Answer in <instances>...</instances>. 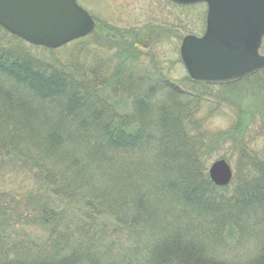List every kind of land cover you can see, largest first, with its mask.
Segmentation results:
<instances>
[{
  "label": "trees",
  "instance_id": "trees-1",
  "mask_svg": "<svg viewBox=\"0 0 264 264\" xmlns=\"http://www.w3.org/2000/svg\"><path fill=\"white\" fill-rule=\"evenodd\" d=\"M0 32L10 35L1 27ZM120 38L124 46L115 42L119 52L106 64L110 73L98 65L29 60L27 53L0 44V264H217L218 257L243 256L242 238L263 228L255 212L264 209V152L254 156L241 147L239 161H248L254 175L233 188L198 180L205 175L199 161L218 144L227 138L244 142L247 116L240 113L234 132L218 139L192 137L188 127H200L193 115L203 96L212 97L211 88L229 94L243 81L263 85L264 70L226 85L190 79L193 93H186L159 78L158 68L136 80L140 49ZM38 152L47 156L44 162ZM21 156L34 182L5 194L2 170L14 169ZM133 174L147 179L153 193L182 205L179 222L194 241L170 259L156 255L162 235L142 234L146 205L115 197L116 178L134 181ZM58 199L67 202L66 210L56 206ZM42 229L44 240L33 233ZM234 230L239 236L232 240L226 235Z\"/></svg>",
  "mask_w": 264,
  "mask_h": 264
},
{
  "label": "rangeland",
  "instance_id": "rangeland-1",
  "mask_svg": "<svg viewBox=\"0 0 264 264\" xmlns=\"http://www.w3.org/2000/svg\"><path fill=\"white\" fill-rule=\"evenodd\" d=\"M77 3L92 15L96 22L94 32L86 38L87 40L76 41L52 52L0 32L1 47L5 51L27 53L29 57L25 56L29 60L52 63L56 59L61 62L84 65L86 69H93L98 65L101 71L110 73L113 68L106 67V64L111 61L115 53L119 52L112 45H115L116 42L120 46H124L123 41L117 40L122 37L124 41L130 44L134 43L140 48L139 60L134 64L135 70L138 71L136 80L141 75L147 74L146 72H154V69L158 68L159 78L163 77L169 80L183 92L193 93V84L189 81V74L182 62L180 50L182 42L187 36L200 38L205 34L207 28L206 5L183 7L174 5L170 0H77ZM144 28L146 29L142 30ZM137 30H139L140 36L147 31L149 37L141 41L138 40V35L134 34V31ZM153 33H157L155 38L150 37ZM114 35L117 37L113 38ZM260 55L264 56V40ZM263 78L264 72L262 73ZM11 85L5 82L4 87L12 89ZM232 87H235V93L227 91L230 92L229 94L222 89L211 88L213 90L212 97L203 96L199 112L193 115V122H199L200 127H188V135L192 137L201 139L204 136L215 134V138L218 139L221 134L225 136V134L234 132L240 122V113L247 116L244 120V126L247 128L244 142H233L227 138L223 143L218 144L217 149L215 148L207 160L204 158L199 161L201 164L200 173L205 174L204 177L197 178L200 181L209 178V169L214 162L220 159L227 161L233 172V185L231 183L228 186L231 188L246 180L247 175L251 177L254 175L248 168V165H251L248 161L247 163L239 161L241 147H246L248 152H252L254 156H260L264 152V84H259L256 81H243ZM200 89L204 90V88ZM193 110H195L194 106ZM200 152L202 153L203 150L201 149ZM31 153L37 155L35 151H31ZM39 155H42L40 159L41 162H44L47 156L40 153ZM4 157L5 155L1 156V159ZM73 159L72 157V162ZM22 160V156L18 161L16 158L18 165L14 169L12 166H4L2 170L4 181L1 189L5 194L19 190L26 183L28 189L31 188V184L34 182L33 176L21 166ZM72 168L74 170L73 163ZM131 176L134 181L127 180L126 177L124 179L116 178L119 188L118 195L115 197L128 199L131 202L137 200L140 203L142 201L146 205L148 210L142 219V223L144 220L146 221L145 225L141 223L142 229H144L142 234L150 235V239L162 235L158 241L157 246H160V249L156 255L170 259L172 255L178 254L180 246L184 247V244H189L193 240L191 231L187 226H184L185 224L179 222L182 207L177 210L179 207L177 205H182L178 199H174L166 193H153L152 185L147 179L138 181L136 174ZM154 178L151 181L157 182ZM43 190L46 189L43 187ZM150 193L156 196L150 195ZM55 203L60 209L66 210V201L58 199ZM262 210H257L255 215L258 214L260 221L264 222V212H260ZM154 214H157L158 217L154 218ZM187 231H189L188 235ZM33 233L35 235L43 234V240L47 234L43 229L41 231L33 230ZM170 236L173 238L172 242L169 240ZM226 236H231V239L234 240L239 235L234 230ZM143 245L149 246L150 244L144 242ZM240 248H244L243 256L234 253L218 257L215 262L217 264H264V226L255 232L247 233L240 242ZM136 250L140 251V248H136Z\"/></svg>",
  "mask_w": 264,
  "mask_h": 264
},
{
  "label": "water",
  "instance_id": "water-1",
  "mask_svg": "<svg viewBox=\"0 0 264 264\" xmlns=\"http://www.w3.org/2000/svg\"><path fill=\"white\" fill-rule=\"evenodd\" d=\"M180 5L205 3L207 30L187 36L182 62L195 82L228 84L264 69L259 54L264 39V0H171ZM0 26L36 47L57 50L93 33L96 24L76 0H0ZM219 188L230 185L233 172L225 160L209 169Z\"/></svg>",
  "mask_w": 264,
  "mask_h": 264
},
{
  "label": "flooded vegetation",
  "instance_id": "flooded-vegetation-1",
  "mask_svg": "<svg viewBox=\"0 0 264 264\" xmlns=\"http://www.w3.org/2000/svg\"><path fill=\"white\" fill-rule=\"evenodd\" d=\"M146 28H144V29H142V30H145ZM134 34H135V36H139V37H142L143 39H146V38H148L149 37V33L147 32V31H145L143 34H142V36H140V32H139V30H137V31H134ZM137 36V37H138ZM150 37H151V35H150ZM142 39V40H143ZM139 48V47H138ZM140 49V48H139Z\"/></svg>",
  "mask_w": 264,
  "mask_h": 264
}]
</instances>
